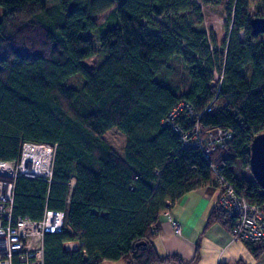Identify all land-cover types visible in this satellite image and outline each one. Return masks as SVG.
I'll use <instances>...</instances> for the list:
<instances>
[{
	"label": "trees",
	"instance_id": "obj_1",
	"mask_svg": "<svg viewBox=\"0 0 264 264\" xmlns=\"http://www.w3.org/2000/svg\"><path fill=\"white\" fill-rule=\"evenodd\" d=\"M102 1L0 0V160H17L24 142L56 146L51 182L18 176L13 188L14 219L64 212L62 230L44 236V264L175 259L156 250L158 220L186 193L218 187L212 170L249 203L264 202L253 177L235 176L250 171L251 142L264 133V35L250 28L264 0H227L220 53L196 0H119L97 25ZM96 54L95 68L83 65ZM211 69L222 77L214 86ZM74 76L77 86L67 83ZM114 127L122 155L104 138ZM217 128L231 137L205 154ZM215 223L232 220L214 208L206 226ZM66 241L79 248L66 251Z\"/></svg>",
	"mask_w": 264,
	"mask_h": 264
},
{
	"label": "built area",
	"instance_id": "obj_2",
	"mask_svg": "<svg viewBox=\"0 0 264 264\" xmlns=\"http://www.w3.org/2000/svg\"><path fill=\"white\" fill-rule=\"evenodd\" d=\"M243 36V32H239ZM219 75V73H217ZM216 75V73H215ZM217 84L215 79L211 85ZM211 111V106L206 109ZM177 112L171 113V120ZM188 115L194 117L190 110ZM195 127L194 134H199ZM205 138L201 149L205 154L224 146L230 139L228 130L217 128ZM194 145H197L194 143ZM56 146L44 143L24 142L15 161L0 160V264H44L43 247L46 233H59L63 227L64 212L46 209L40 220L13 218V188L18 176L52 181V169ZM212 173L217 181L219 194L215 208L232 220L231 236L233 239L247 242L264 243V202L252 204L246 201L233 184L220 176L216 170ZM70 186H74L71 181ZM165 217L170 219L168 212ZM175 233L181 232V225L171 221ZM66 251L79 248L77 241H66ZM221 264V263H219Z\"/></svg>",
	"mask_w": 264,
	"mask_h": 264
},
{
	"label": "crops",
	"instance_id": "obj_3",
	"mask_svg": "<svg viewBox=\"0 0 264 264\" xmlns=\"http://www.w3.org/2000/svg\"><path fill=\"white\" fill-rule=\"evenodd\" d=\"M218 194L213 185L190 191L169 207L170 219L160 217L154 245L159 254L175 259L157 264H264V248L259 250L257 243L233 239L221 223L206 226ZM171 221L180 223L179 234Z\"/></svg>",
	"mask_w": 264,
	"mask_h": 264
},
{
	"label": "rangeland",
	"instance_id": "obj_4",
	"mask_svg": "<svg viewBox=\"0 0 264 264\" xmlns=\"http://www.w3.org/2000/svg\"><path fill=\"white\" fill-rule=\"evenodd\" d=\"M95 1V0H93ZM108 2H103L102 4L108 3V6L104 8V10L99 11L97 13H94L92 15V18L97 23V25L102 24L107 17L110 16L113 9L117 6L119 0H104ZM198 3V6L200 7L201 16L203 20V29L205 30L207 37V44L209 49L212 51H217L218 53L221 52L223 49L222 46L227 45L229 34L231 30V26H227V18H226V10L225 7L227 5V0H196ZM45 6L48 8L54 3H56V0H43ZM253 17H256L255 15L250 16L252 19ZM257 17H264V16H257ZM176 20L179 19L178 17L175 18ZM213 35L215 38V43L211 39L210 35ZM260 35V34H259ZM264 35V34H261ZM239 39L244 40L246 38V33L244 32L243 36H239ZM96 44L93 42V47L96 50ZM99 45V41H98ZM101 59V58H100ZM100 60H98L97 54L94 56H91L87 59H84L82 61L83 65L89 67L90 69L95 68L99 64ZM216 67H218V63L215 62ZM212 72V80L215 79L216 83L220 82L221 76L218 75L217 71L214 69H211ZM216 73V75H215ZM80 82V79L76 76L72 77L67 81L70 85L77 86ZM190 118L191 116L188 115ZM105 141L120 155L123 154L124 150V144H125V135L116 127L111 128L106 132L104 135ZM237 178L245 177L246 179H251L252 174L247 169H239L235 175ZM103 264H121V262H104Z\"/></svg>",
	"mask_w": 264,
	"mask_h": 264
},
{
	"label": "water",
	"instance_id": "obj_5",
	"mask_svg": "<svg viewBox=\"0 0 264 264\" xmlns=\"http://www.w3.org/2000/svg\"><path fill=\"white\" fill-rule=\"evenodd\" d=\"M250 28L253 35L264 34V17H253ZM249 167L252 177L264 191V133L254 137L251 142Z\"/></svg>",
	"mask_w": 264,
	"mask_h": 264
}]
</instances>
